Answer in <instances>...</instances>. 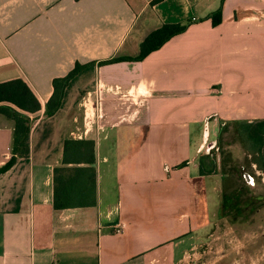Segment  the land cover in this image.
Segmentation results:
<instances>
[{
  "label": "crops",
  "instance_id": "obj_1",
  "mask_svg": "<svg viewBox=\"0 0 264 264\" xmlns=\"http://www.w3.org/2000/svg\"><path fill=\"white\" fill-rule=\"evenodd\" d=\"M189 19L144 59L101 63ZM19 77L43 107L6 171L15 121L0 113V264H195L227 177L200 172L211 126L264 120V0H0V82ZM68 138L96 142L95 205L54 206Z\"/></svg>",
  "mask_w": 264,
  "mask_h": 264
},
{
  "label": "trees",
  "instance_id": "obj_2",
  "mask_svg": "<svg viewBox=\"0 0 264 264\" xmlns=\"http://www.w3.org/2000/svg\"><path fill=\"white\" fill-rule=\"evenodd\" d=\"M214 24L222 21V8L212 13ZM193 21L165 22L152 30L142 41L141 51L136 56H116L102 60L109 63L123 60H142L152 51L160 48L176 34L185 31ZM83 66L80 62L73 71L54 79V93L47 102L46 112L54 114L60 108L64 90L69 80ZM43 104L33 88L23 78H13L0 82V113L15 121L12 154L1 168L10 169L21 156L31 152L30 135L33 124L31 113L37 112ZM240 134L250 145L251 153L259 154L257 160L264 171V120L239 123ZM212 149L199 157L202 174L217 173L218 158ZM96 142L93 139L68 138L64 142L63 165L55 167L54 206L57 209L91 206L98 202V170Z\"/></svg>",
  "mask_w": 264,
  "mask_h": 264
},
{
  "label": "rangeland",
  "instance_id": "obj_3",
  "mask_svg": "<svg viewBox=\"0 0 264 264\" xmlns=\"http://www.w3.org/2000/svg\"><path fill=\"white\" fill-rule=\"evenodd\" d=\"M211 127L205 150L215 143L211 149L217 155L218 169L227 177L224 202L212 233L191 251L195 264H264V171L257 162L260 156L251 153L234 121L223 123L222 129L214 124Z\"/></svg>",
  "mask_w": 264,
  "mask_h": 264
},
{
  "label": "bare ground",
  "instance_id": "obj_4",
  "mask_svg": "<svg viewBox=\"0 0 264 264\" xmlns=\"http://www.w3.org/2000/svg\"><path fill=\"white\" fill-rule=\"evenodd\" d=\"M94 107L90 103L87 104V116L92 117Z\"/></svg>",
  "mask_w": 264,
  "mask_h": 264
},
{
  "label": "built area",
  "instance_id": "obj_5",
  "mask_svg": "<svg viewBox=\"0 0 264 264\" xmlns=\"http://www.w3.org/2000/svg\"><path fill=\"white\" fill-rule=\"evenodd\" d=\"M215 145V143L211 146V148H214L213 146ZM211 148H209V151L211 150Z\"/></svg>",
  "mask_w": 264,
  "mask_h": 264
}]
</instances>
